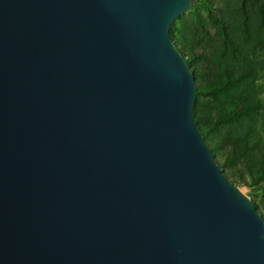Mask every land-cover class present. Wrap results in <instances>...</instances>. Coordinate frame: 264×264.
I'll list each match as a JSON object with an SVG mask.
<instances>
[{
	"label": "water",
	"instance_id": "water-1",
	"mask_svg": "<svg viewBox=\"0 0 264 264\" xmlns=\"http://www.w3.org/2000/svg\"><path fill=\"white\" fill-rule=\"evenodd\" d=\"M194 2L0 0V264H264L171 35Z\"/></svg>",
	"mask_w": 264,
	"mask_h": 264
},
{
	"label": "trees",
	"instance_id": "trees-1",
	"mask_svg": "<svg viewBox=\"0 0 264 264\" xmlns=\"http://www.w3.org/2000/svg\"><path fill=\"white\" fill-rule=\"evenodd\" d=\"M248 4L257 5L258 17L257 36L249 49L235 43L226 24L212 13L210 14V18L216 22L222 33V44L217 60H215L216 69L207 83L201 85L196 78L197 98L194 112L196 121L215 158L218 154L217 151L225 147L227 141L236 135L239 130L237 125L241 124L244 127V144L233 150L230 162L238 158L255 163L257 176L254 181L256 183L264 180V115L261 119L259 118L264 111V102L256 83L261 71L264 77V0H241L240 3L241 9L245 13L244 34L248 40H251L253 35L248 18ZM172 27L174 28L171 31L172 38L194 71L193 62L197 55L196 53L185 55V47L176 37L178 28L176 24H173ZM257 51L261 53L258 62L254 57ZM195 77H197L196 74ZM203 106L211 108V110L205 111ZM258 121L261 122V134L263 135L258 141L250 144ZM224 127L227 130L222 141L217 145L212 144V139Z\"/></svg>",
	"mask_w": 264,
	"mask_h": 264
},
{
	"label": "rangeland",
	"instance_id": "rangeland-1",
	"mask_svg": "<svg viewBox=\"0 0 264 264\" xmlns=\"http://www.w3.org/2000/svg\"><path fill=\"white\" fill-rule=\"evenodd\" d=\"M241 0H195L191 8L180 16L174 24L177 26L176 37L179 42L185 47V55L196 53L197 58L193 62L196 78L201 85H205L207 80L216 69L215 60L222 44V33L211 18L212 13L226 24L227 30L235 43L244 45L249 49L253 45L254 38L257 36V5L251 4L247 6L249 14V23L251 24V33L253 39L248 40L244 34V18L245 13L240 7ZM174 28L171 27V31ZM260 51L254 54L256 61L261 58ZM258 92L264 102V77L263 72L259 73L257 79ZM205 111H210L211 108L203 106ZM264 115V111L259 118ZM239 130L236 135L227 141V145L219 149L216 159L222 166L225 174L243 192L256 203L258 210L264 216V180L255 183L257 170L255 163L247 162V160L236 159L230 162L233 155V150L241 147L244 144L243 130L244 127L237 125ZM227 128H222L212 139V144L217 145L222 141V138ZM261 122L258 121L256 130L250 140V144L258 141L261 136ZM251 165H250V164ZM257 164V162H256Z\"/></svg>",
	"mask_w": 264,
	"mask_h": 264
}]
</instances>
